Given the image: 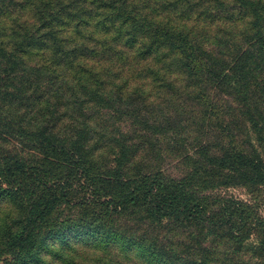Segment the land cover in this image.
Masks as SVG:
<instances>
[{
	"label": "trees",
	"instance_id": "obj_1",
	"mask_svg": "<svg viewBox=\"0 0 264 264\" xmlns=\"http://www.w3.org/2000/svg\"><path fill=\"white\" fill-rule=\"evenodd\" d=\"M263 201L264 0H0V263L264 264Z\"/></svg>",
	"mask_w": 264,
	"mask_h": 264
},
{
	"label": "rangeland",
	"instance_id": "obj_2",
	"mask_svg": "<svg viewBox=\"0 0 264 264\" xmlns=\"http://www.w3.org/2000/svg\"><path fill=\"white\" fill-rule=\"evenodd\" d=\"M165 168L167 169V172L170 175L177 176V175L182 174L181 164L178 161H174V159L167 158V164H165ZM223 194L232 195L236 198L242 199L245 202H250V203L253 202V199L251 195L249 194V191L246 188H233V189L225 190L223 191ZM86 251L89 252V250H86ZM2 264H5V262L2 261ZM82 264H87V263H82Z\"/></svg>",
	"mask_w": 264,
	"mask_h": 264
},
{
	"label": "water",
	"instance_id": "obj_3",
	"mask_svg": "<svg viewBox=\"0 0 264 264\" xmlns=\"http://www.w3.org/2000/svg\"><path fill=\"white\" fill-rule=\"evenodd\" d=\"M0 264H2V263H0Z\"/></svg>",
	"mask_w": 264,
	"mask_h": 264
}]
</instances>
